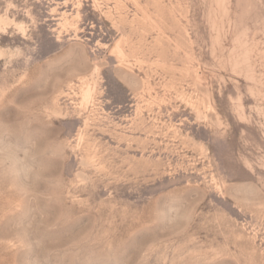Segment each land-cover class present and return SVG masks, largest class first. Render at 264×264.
Here are the masks:
<instances>
[{"label":"rangeland","instance_id":"374dc122","mask_svg":"<svg viewBox=\"0 0 264 264\" xmlns=\"http://www.w3.org/2000/svg\"><path fill=\"white\" fill-rule=\"evenodd\" d=\"M0 264H264V0H0Z\"/></svg>","mask_w":264,"mask_h":264},{"label":"bare ground","instance_id":"6f19581e","mask_svg":"<svg viewBox=\"0 0 264 264\" xmlns=\"http://www.w3.org/2000/svg\"><path fill=\"white\" fill-rule=\"evenodd\" d=\"M85 96H87L88 97V95H89V92L88 91H85Z\"/></svg>","mask_w":264,"mask_h":264}]
</instances>
